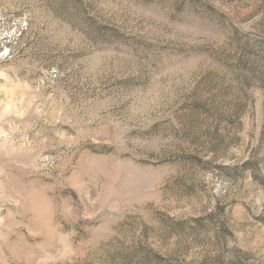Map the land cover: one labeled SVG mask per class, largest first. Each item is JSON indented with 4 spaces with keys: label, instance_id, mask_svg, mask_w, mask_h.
Listing matches in <instances>:
<instances>
[{
    "label": "rangeland",
    "instance_id": "374dc122",
    "mask_svg": "<svg viewBox=\"0 0 264 264\" xmlns=\"http://www.w3.org/2000/svg\"><path fill=\"white\" fill-rule=\"evenodd\" d=\"M0 264H264V0H0Z\"/></svg>",
    "mask_w": 264,
    "mask_h": 264
}]
</instances>
